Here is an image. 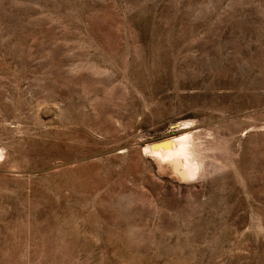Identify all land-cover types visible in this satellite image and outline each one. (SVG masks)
<instances>
[{
    "label": "rangeland",
    "instance_id": "1",
    "mask_svg": "<svg viewBox=\"0 0 264 264\" xmlns=\"http://www.w3.org/2000/svg\"><path fill=\"white\" fill-rule=\"evenodd\" d=\"M0 148V264H264V0H0Z\"/></svg>",
    "mask_w": 264,
    "mask_h": 264
},
{
    "label": "bare ground",
    "instance_id": "2",
    "mask_svg": "<svg viewBox=\"0 0 264 264\" xmlns=\"http://www.w3.org/2000/svg\"><path fill=\"white\" fill-rule=\"evenodd\" d=\"M190 135L185 134L178 138L170 139L172 143L170 146L153 148L150 145L148 150L164 168L177 173L183 168L181 178L188 179L195 176L200 168L198 162L192 157L194 151L192 150ZM2 154L3 152L0 148V158Z\"/></svg>",
    "mask_w": 264,
    "mask_h": 264
},
{
    "label": "water",
    "instance_id": "3",
    "mask_svg": "<svg viewBox=\"0 0 264 264\" xmlns=\"http://www.w3.org/2000/svg\"><path fill=\"white\" fill-rule=\"evenodd\" d=\"M172 143L170 142V139L169 138H165V139H162V140H157V141H154L152 146L153 148H158L160 146H170Z\"/></svg>",
    "mask_w": 264,
    "mask_h": 264
}]
</instances>
